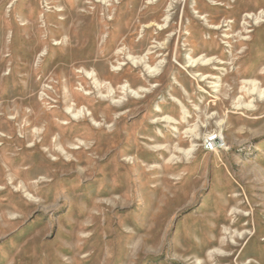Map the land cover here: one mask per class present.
I'll use <instances>...</instances> for the list:
<instances>
[{
    "label": "rangeland",
    "instance_id": "obj_1",
    "mask_svg": "<svg viewBox=\"0 0 264 264\" xmlns=\"http://www.w3.org/2000/svg\"><path fill=\"white\" fill-rule=\"evenodd\" d=\"M263 13L0 0V264H264Z\"/></svg>",
    "mask_w": 264,
    "mask_h": 264
},
{
    "label": "bare ground",
    "instance_id": "obj_2",
    "mask_svg": "<svg viewBox=\"0 0 264 264\" xmlns=\"http://www.w3.org/2000/svg\"><path fill=\"white\" fill-rule=\"evenodd\" d=\"M151 1H155V0H151ZM264 14V13H263ZM248 17H250V16H248ZM169 20H170V17L169 16H167L166 18H165V25L164 26H161V29H165V27L168 25V23H169ZM151 54V52L149 51L145 56H143V57H140L137 61H139V62H137V63H142V62H145V61H147V59H148V57L147 56H149ZM192 61V65H194V64H196V63H198V61H200V60H191ZM212 61H214V60H212V59H209V60H207L206 62H204L206 65H209ZM151 71V70H150ZM155 72H159V68L155 71ZM85 73V72H84ZM86 74V78L87 79H93L94 77H93V75L92 74H90V73H85ZM204 79V78H203ZM208 80V79H210V77L209 76H206L205 77V80ZM215 79V78H214ZM213 84V83H212ZM216 87H218V86H216L215 85V83L213 84V88H216ZM83 89H85V88H83ZM72 95H73V93H72ZM63 115H64V118H69L71 115H72V113H71V110L70 109H67L66 110V112L65 113H63ZM74 118H76L75 116H73ZM69 123V122H68ZM67 122H62V125L63 126H65V125H69ZM26 130V129H25ZM33 134V133H32ZM37 136V135H36ZM24 140V139H23ZM37 148V147H36Z\"/></svg>",
    "mask_w": 264,
    "mask_h": 264
},
{
    "label": "built area",
    "instance_id": "obj_3",
    "mask_svg": "<svg viewBox=\"0 0 264 264\" xmlns=\"http://www.w3.org/2000/svg\"><path fill=\"white\" fill-rule=\"evenodd\" d=\"M225 147V140L218 133H210L204 141V149L210 153H214L219 150H224Z\"/></svg>",
    "mask_w": 264,
    "mask_h": 264
}]
</instances>
